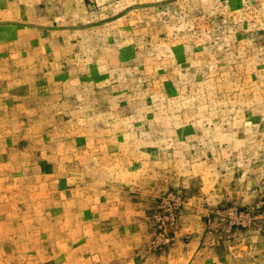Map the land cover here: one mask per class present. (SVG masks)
<instances>
[{"label": "rangeland", "instance_id": "374dc122", "mask_svg": "<svg viewBox=\"0 0 264 264\" xmlns=\"http://www.w3.org/2000/svg\"><path fill=\"white\" fill-rule=\"evenodd\" d=\"M0 264H264V0H0Z\"/></svg>", "mask_w": 264, "mask_h": 264}]
</instances>
